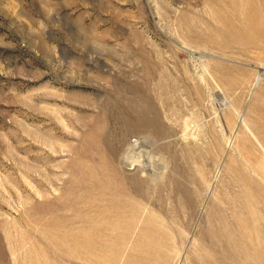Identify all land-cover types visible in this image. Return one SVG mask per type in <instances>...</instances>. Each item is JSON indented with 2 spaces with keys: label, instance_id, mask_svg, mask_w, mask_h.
Returning a JSON list of instances; mask_svg holds the SVG:
<instances>
[{
  "label": "rangeland",
  "instance_id": "1",
  "mask_svg": "<svg viewBox=\"0 0 264 264\" xmlns=\"http://www.w3.org/2000/svg\"><path fill=\"white\" fill-rule=\"evenodd\" d=\"M216 4L239 26L225 0H0V264H243L221 230L249 245L243 187L264 189V54L214 42ZM109 167L140 220L77 255Z\"/></svg>",
  "mask_w": 264,
  "mask_h": 264
},
{
  "label": "bare ground",
  "instance_id": "2",
  "mask_svg": "<svg viewBox=\"0 0 264 264\" xmlns=\"http://www.w3.org/2000/svg\"><path fill=\"white\" fill-rule=\"evenodd\" d=\"M225 3L228 4L227 6L231 11V17H233V21H238L239 26L233 25L230 18L225 15L222 7L218 6L217 4L213 5L212 14L214 18L218 22H220L224 27V31L222 33L221 32L218 33L220 40L217 41L215 40L214 42L217 43L220 47H224V48L228 47L231 43L222 39V37L227 34L229 37L234 39L233 43L236 44V46L244 49H257L264 54V0H225ZM258 81L259 78L257 79V82ZM258 138H259L258 141L259 146L261 147V150L263 151L264 154V135L260 134ZM255 164L257 167V172H259L261 176L264 178V158H259ZM88 174L92 175L91 179L92 180L94 179L96 183H94L93 185L86 184L88 187H91V190L85 193L83 197L88 200L94 196L96 201L97 200H99V202L103 201L104 209L107 208L109 210L107 211L106 220L101 219L94 221L93 217H90L87 214H86L87 216L84 215L85 217L81 222L89 223V224L99 223L98 227L96 229L89 230L83 233L81 232L82 234H79L81 231L80 230L79 233H74L72 235L71 237L73 241V243L71 244L72 250L77 255H82V256H86L89 254H91L92 256L93 254H97L99 252L102 255V250L103 251L105 250L104 246L103 247H101L102 245L100 246L101 241L99 242L100 236L102 237L104 230V224L101 225L100 223H115V224L118 223L117 226L121 231L123 232L131 231L134 223H138L140 220L139 207L141 205L138 201L133 199L132 194L136 193L137 191H141L143 195V189L141 187V184H138L136 182H130L132 184V188L130 189L127 186L126 178L123 177L120 173H118L114 169H112L111 167H109L107 171L104 172V174L106 175H103L100 178H97L96 175L93 173H88ZM95 188L96 190L94 191ZM98 188H100V190H97ZM243 188L244 189L241 196L243 210L238 213L236 219L237 222L239 223V226L243 230L244 236L249 245L246 246V244L243 241H240L238 238H236L233 235V233L229 231V229L226 228L225 226L222 227L221 231L225 235L226 239L230 242L233 250L239 254L240 260L243 264H264V225L262 224L264 216L262 215L260 210H258L260 207L259 204L264 198V189L262 192V189H258L256 186H254V190L252 192V190L248 189L246 186H244ZM78 207L80 206L78 205ZM78 219H82V218H80L79 216ZM56 223H60V221H56ZM144 223H155L153 220V215L150 214L149 219L145 218ZM148 234L150 235V233ZM127 237L128 235H125L121 239H117L116 240L117 245L124 243ZM154 245H155L154 242L151 243V245H149V247L147 248L148 254L153 253L151 251L153 249H156V246L154 247ZM107 250L104 252H107ZM203 252H205L203 257L204 264H218L217 261H215L216 255L214 256L213 259L212 255L214 254H211L209 250H204ZM101 255L98 256L94 255V256L100 258ZM94 256L93 259H95ZM85 259L86 258H84V260ZM108 260L109 259H107L106 261ZM228 262L229 261H227L226 263Z\"/></svg>",
  "mask_w": 264,
  "mask_h": 264
}]
</instances>
